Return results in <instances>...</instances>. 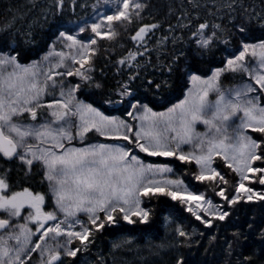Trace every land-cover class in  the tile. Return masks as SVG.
Returning a JSON list of instances; mask_svg holds the SVG:
<instances>
[{"label": "snow or ice", "instance_id": "obj_1", "mask_svg": "<svg viewBox=\"0 0 264 264\" xmlns=\"http://www.w3.org/2000/svg\"><path fill=\"white\" fill-rule=\"evenodd\" d=\"M104 2L109 11L97 13L90 24L82 19L75 32L69 26L74 22H61L66 0H52L40 16L47 21L51 13L48 28L55 39L38 60L30 57L40 50L42 40L51 37L37 36V20L30 15L35 3L27 10L4 9L0 264H31L33 253L40 257L38 264H88L81 257L90 252L98 234L150 229L156 213L149 205L161 198L186 206L185 211L209 231L219 222L231 221L242 205L264 207V0L259 8L244 0H212L211 6L208 0H181L176 23H169L167 35L156 44L171 39L173 46L179 43L182 48L167 62L158 58L152 65L155 72L147 78L140 69L151 61L141 65L140 60L152 51L148 45L162 24L142 22L148 0ZM71 7L74 11L76 0ZM175 12L170 7L168 15ZM134 23L138 26L129 36L133 47L114 62L117 75L125 67L129 74L115 88L105 89L94 76L98 41L115 43L120 37L117 25L129 31ZM226 73L239 77V82L225 87ZM93 88L95 101L79 99L81 92ZM177 89L183 90V98L171 103ZM97 103L121 105L129 119L106 115ZM157 106L164 110H154ZM199 124L203 132L197 131ZM93 134L112 142L89 143ZM75 141L81 146H74ZM137 150L147 157L194 165V180L207 182L222 203L171 178L174 169L168 163H145ZM37 167L48 192L27 186L14 190L13 168L27 177ZM49 194L54 207L45 211ZM20 218L23 223H17ZM246 223L248 233L259 228L260 247L248 255L240 251L236 264H264V227L254 219ZM196 232L178 225L171 243L150 246V251L158 256L164 249L175 250L169 264H188L180 249L191 248ZM232 237L227 241L229 255L234 244L243 243L242 237L248 239L242 227ZM130 244L124 240L114 248ZM96 260L104 264L100 257Z\"/></svg>", "mask_w": 264, "mask_h": 264}, {"label": "trees", "instance_id": "obj_2", "mask_svg": "<svg viewBox=\"0 0 264 264\" xmlns=\"http://www.w3.org/2000/svg\"><path fill=\"white\" fill-rule=\"evenodd\" d=\"M97 0H76V7L73 11L71 4L72 0H66L65 12L61 18L63 24H73L80 22V20H88L91 16V11ZM186 3V0H184ZM246 4L260 6L261 0H244ZM35 3L36 7L32 9L31 18L37 20L36 32L39 37H51L46 41H41L40 50L35 51L34 55L30 59H39L44 53L47 52V45L52 42L55 37L51 36L48 25L51 23V13H49V19L45 21L40 13L43 9L50 7L52 0H0V22L5 18L4 9L9 6H23V10L30 8ZM212 0H208L209 6H211ZM81 4L87 5L86 7H80ZM149 7L143 13V23H154L159 21L162 27L157 31L149 43V49H152L150 54L146 53L143 60H140L141 65L145 61L150 60L151 63L146 67H141V75L147 78L148 75L155 72L152 67L153 64L158 62H167L172 56L174 51L182 48L181 44L173 46L171 39L166 43L160 45L156 44V40L167 35V29L169 23L175 24V16L180 14L179 8L181 6V0H148ZM176 9L175 15L169 16V8ZM203 14V10H201ZM71 25V24H70ZM138 25L136 23L129 25V31H126L123 26L117 25V31L120 32V37L115 43H110L107 40L98 41L99 52L95 58L96 70L94 76L96 80L103 83L105 89L115 88L117 81L126 79L128 76L127 68L125 67L122 74H116V67L114 62L124 55L129 48L133 47L132 42L129 39L131 31ZM179 32H177V35ZM223 48V45L220 46ZM158 49V50H157ZM143 51V49H141ZM221 58V54L217 53V59ZM23 63H27V60H23ZM216 66H222L217 64ZM239 77L233 78L231 73H226L223 79V85L225 87L233 83H238ZM139 83V81H137ZM96 90L85 89L79 94V96L85 102H93L96 100ZM183 95L182 89H177L170 97L171 103L176 101ZM95 106L100 107L106 114L112 111L109 105L97 103ZM167 106H171L168 104ZM156 111H163L164 108L157 106ZM116 114L122 115V109L114 111ZM123 116V115H122ZM157 161V160H156ZM174 169L172 177L182 179L184 183L190 188H196L198 191L206 194L209 198L217 200L215 194L211 188L207 186V182L201 183L195 181L192 176V169L194 165L189 168L187 165H183L180 162L167 161ZM220 167L223 168L222 163ZM224 171H228L224 169ZM19 181V176L14 177ZM34 183V178L22 179L21 181ZM36 182V187H37ZM257 190H262L260 186L255 185ZM156 213V223L148 230H133L132 232H122L117 229H109L101 234H98L94 246L91 247L90 252L81 259H87L88 264H97V257L104 262V264H169V260L172 256L177 255L175 250L164 249L161 255L154 256L150 251V246L160 245L161 243H171L174 239V229L178 225L184 226L189 232L193 228L197 229V232L192 240L191 248L188 247L180 249V253L184 255L188 264H236L238 254L243 251L244 255L250 254L253 248H259L260 245L257 242V235L259 228L257 227L253 232L248 233L246 221L255 220L256 224L260 227H264L261 221H264V207L259 204H253L251 207L242 205L239 207L232 216V220L227 224L219 222L217 227L212 228L210 231L206 230L203 225L195 221L190 213L185 211L183 206H180L178 202L171 201L170 198H161L160 202L153 201L149 205ZM237 227H242L245 234L248 236L246 241L242 244H234L233 254L228 253L227 241L233 240L232 232ZM204 233V235H200ZM215 237V239H213ZM179 239V238H176ZM124 240L131 241L129 246L121 248H114L115 244H121ZM240 259L243 257L240 256Z\"/></svg>", "mask_w": 264, "mask_h": 264}, {"label": "rangeland", "instance_id": "obj_3", "mask_svg": "<svg viewBox=\"0 0 264 264\" xmlns=\"http://www.w3.org/2000/svg\"><path fill=\"white\" fill-rule=\"evenodd\" d=\"M95 7H93L92 8V11H91V16H90V18H89V20H87V22L90 24L91 22H92V19H93V17H95L96 15H97V13H105V12H108L109 11V6L107 5V4H105V2H104V0H97L96 1V3H95V5H94ZM83 20H85V19H83ZM81 22V21H80ZM79 22V23H80ZM78 24V23H77ZM73 28H74V31L75 32H78V28H76L75 27V25H71ZM89 34H90V29H89ZM81 36H83V35H85V34H83V33H81L80 34ZM61 47V45H57V49L59 50V48ZM72 78V79H71ZM65 79L66 80H75L76 78L75 77H65ZM245 79H247V77H245ZM57 96H58V90H57ZM183 98V95L182 96H180V98L179 99H182ZM212 99H215V97L214 96H212L211 97ZM47 99H51V97H48V98H46V100ZM177 102V101H176ZM45 115H46V113H45ZM124 115V117H122V116H120V115H116V116H120L121 118H123V119H129L127 116H126V114H123ZM205 129H204V126L202 125V124H199V125H197V131L198 132H203ZM92 139H91V141H88L89 143H95V142H112V141H107V140H105V138H103V137H99V136H97V135H95V134H93L92 135ZM74 143V146H81L80 144H79V142L78 141H75V142H73ZM187 150V149H186ZM139 157H140V159H142V160H144V162L145 163H163V162H167L168 160H173V161H176V160H174L173 158H156V157H147L146 156V154H144V153H139L138 152V150H137V153H136ZM157 160V161H156ZM178 163H179V161H177ZM171 178H173V177H171ZM174 179H176V178H174ZM178 179H180V178H178ZM186 185V184H185ZM189 188V187H188ZM191 191H193V192H195V193H197V194H199V193H201V192H199V191H197V190H195V189H191V188H189ZM176 202H178V201H176ZM49 203H50V210H52V208L54 207V204H53V201L51 200V198L49 197ZM179 203V202H178ZM217 203H222V201L221 200H219ZM180 204V203H179ZM180 206H183V207H186V206H184V205H181L180 204ZM83 219H86V217H82ZM40 259V258H39Z\"/></svg>", "mask_w": 264, "mask_h": 264}, {"label": "flooded vegetation", "instance_id": "obj_4", "mask_svg": "<svg viewBox=\"0 0 264 264\" xmlns=\"http://www.w3.org/2000/svg\"><path fill=\"white\" fill-rule=\"evenodd\" d=\"M12 184H13V188H14V190H18L17 189V186H15V182H13V180H12ZM24 215H27V211H25L24 212ZM24 221H23V219L22 218H20V219H18L17 220V223H23ZM30 227H34V226H32V225H29Z\"/></svg>", "mask_w": 264, "mask_h": 264}, {"label": "bare ground", "instance_id": "obj_5", "mask_svg": "<svg viewBox=\"0 0 264 264\" xmlns=\"http://www.w3.org/2000/svg\"><path fill=\"white\" fill-rule=\"evenodd\" d=\"M37 187H38V185H37Z\"/></svg>", "mask_w": 264, "mask_h": 264}]
</instances>
